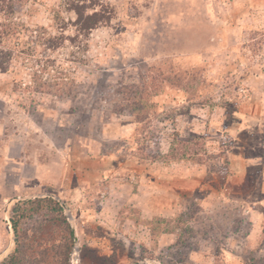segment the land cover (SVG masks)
I'll return each mask as SVG.
<instances>
[{
  "label": "rangeland",
  "instance_id": "374dc122",
  "mask_svg": "<svg viewBox=\"0 0 264 264\" xmlns=\"http://www.w3.org/2000/svg\"><path fill=\"white\" fill-rule=\"evenodd\" d=\"M42 199L70 264H264V0H0V262ZM41 206L24 262L62 263Z\"/></svg>",
  "mask_w": 264,
  "mask_h": 264
},
{
  "label": "trees",
  "instance_id": "16d2710c",
  "mask_svg": "<svg viewBox=\"0 0 264 264\" xmlns=\"http://www.w3.org/2000/svg\"><path fill=\"white\" fill-rule=\"evenodd\" d=\"M84 4H73V2L70 3L69 7L71 10H73L76 14V23L79 32H90L92 29L96 28L98 25L102 23L109 22L111 11H106L108 8H105L103 5H97L100 7V10L93 11L91 14H85V10H82L83 8H87L83 6ZM46 204L47 207L51 208L52 211L58 213V219L60 220L66 234L68 235L69 242L63 243L62 249L64 252L59 255V261H63L62 263L56 264H70L69 262V253L71 251L72 246V232L69 223L67 222L63 210L60 207L59 203L51 200V199H42V200H36V201H25V202H17L15 203L10 211L9 214V222L11 225V228L13 230L14 236H15V248L14 250L5 258L3 259L0 264H55V262H51L48 259H46L47 254L39 255V259L33 260H25V253L26 250H24L25 245L21 244L18 239H20V224L25 217H27V212H29L28 209L30 205L35 204L37 205L36 208L31 209L30 211L37 212L41 209V204ZM28 207V208H26ZM64 256V257H63ZM63 258V260H62ZM24 262V263H23Z\"/></svg>",
  "mask_w": 264,
  "mask_h": 264
},
{
  "label": "water",
  "instance_id": "95a60500",
  "mask_svg": "<svg viewBox=\"0 0 264 264\" xmlns=\"http://www.w3.org/2000/svg\"><path fill=\"white\" fill-rule=\"evenodd\" d=\"M44 197H53V196H44ZM54 198V197H53ZM55 199V198H54ZM18 201V200H17ZM57 202L60 204L62 210L66 211V206L60 202V200H57ZM71 232H72V236H73V240H74V243L75 245H77L78 243V240H77V237H76V234H75V228L73 225H71Z\"/></svg>",
  "mask_w": 264,
  "mask_h": 264
},
{
  "label": "crops",
  "instance_id": "0c3cea01",
  "mask_svg": "<svg viewBox=\"0 0 264 264\" xmlns=\"http://www.w3.org/2000/svg\"><path fill=\"white\" fill-rule=\"evenodd\" d=\"M249 231H250V229H249ZM253 231H254V230H253V228H252V230H251V234L248 235V239H249V240H247L248 242L251 241L250 239H253V238H252V232H253Z\"/></svg>",
  "mask_w": 264,
  "mask_h": 264
}]
</instances>
